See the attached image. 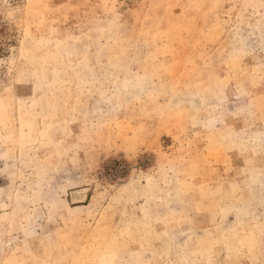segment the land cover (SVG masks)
Segmentation results:
<instances>
[{
  "label": "rangeland",
  "instance_id": "1",
  "mask_svg": "<svg viewBox=\"0 0 264 264\" xmlns=\"http://www.w3.org/2000/svg\"><path fill=\"white\" fill-rule=\"evenodd\" d=\"M0 264H264V0H0Z\"/></svg>",
  "mask_w": 264,
  "mask_h": 264
}]
</instances>
